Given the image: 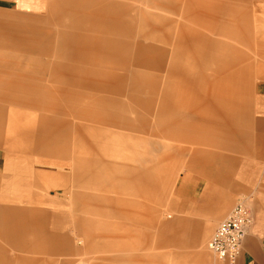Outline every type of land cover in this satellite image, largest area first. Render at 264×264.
<instances>
[{"label": "crops", "instance_id": "crops-1", "mask_svg": "<svg viewBox=\"0 0 264 264\" xmlns=\"http://www.w3.org/2000/svg\"><path fill=\"white\" fill-rule=\"evenodd\" d=\"M38 1L25 3L30 9L31 6L42 8L32 14L0 9V118L4 123L9 119L17 120L19 113L12 110L13 106L33 110L29 120H17L18 132L3 135V148L11 154L0 175V219L10 222L4 232L11 239L20 238L27 231L34 230L35 235L46 231L45 225L36 226L37 219L58 220L64 216L56 210L58 208L48 210L42 207L44 205L67 204L72 215L78 218L75 202L92 198L102 201L101 197H89V193L70 186L73 179L67 172L76 171L77 161L66 148H59L68 138L57 132L72 127V118L111 127L105 129L107 131L99 130L100 135L118 133L122 128L147 132L150 121L153 125L150 132H153L158 124L165 123L166 128L173 117L186 116V107L211 106L213 100L221 105L229 96L222 95L223 91H229L223 86L228 83L226 76L214 80L190 66L192 60L195 63L202 57L197 43L199 33L188 31L180 21L149 9L183 16L182 0ZM19 2L22 4L21 0ZM165 45L172 48L168 50ZM182 59L187 61L181 62ZM138 67L149 68L150 72L144 73ZM12 77L20 80L16 82ZM73 87L82 90H71ZM255 87L259 100L255 114L250 117L248 132L242 138L243 153L234 167L218 171V176L209 172L197 176L195 196L189 194L192 187L186 185L185 194L189 195L181 202L180 220L187 222L188 227L181 229V235L198 239L180 243L192 249L189 253L199 262L200 255L206 254L202 251L206 245L199 239L205 232L199 233V229L220 223L237 201L245 197L254 222L245 235L237 264H264V79ZM145 88L150 92L147 96L143 92ZM54 91L63 93L66 102L61 104ZM123 96H127L128 101ZM79 100L84 105L79 106ZM172 106L182 108L181 112L170 114ZM129 108L135 116L129 114ZM141 108L146 110V115L138 111ZM193 117L201 118L198 112ZM73 127L81 134L91 128L84 122ZM92 127L98 128L97 125ZM162 132L169 133L164 128ZM87 139L94 145L90 137ZM89 161L113 169L120 166L133 173L131 176L144 174L142 178L149 185L147 164L143 166L140 162L139 168L133 164L118 166L99 156ZM13 163L19 166L16 173L10 171ZM37 164L60 166L63 171L41 170L36 168ZM17 182L35 188L33 194L36 195L20 196L6 189L5 186ZM53 186L60 188L63 195L45 198L39 195L41 189ZM66 194H69L68 200L62 199ZM10 203L19 204L14 207ZM53 234L55 249L49 247L41 251L69 253L72 241L69 235ZM39 245L28 243L25 246L30 250L31 246L36 249Z\"/></svg>", "mask_w": 264, "mask_h": 264}, {"label": "rangeland", "instance_id": "rangeland-1", "mask_svg": "<svg viewBox=\"0 0 264 264\" xmlns=\"http://www.w3.org/2000/svg\"><path fill=\"white\" fill-rule=\"evenodd\" d=\"M19 1L0 0V9L8 11L16 9L27 14L42 11L40 6L34 9L31 6L30 9L25 4L28 0H21L22 4ZM182 2L185 5L183 16L149 9L155 14L180 21L188 31L199 33L197 43L200 51L202 50V57L195 63L192 60L190 66L205 76L214 77V80H221L226 76L228 83L223 86L229 91H223L222 95H229L228 101L224 98L226 102L221 105V102L213 100L211 106L207 104L198 108L186 107V116L173 117L171 122H167L169 125L166 128L165 123L158 124L155 126L156 131L153 132H150L153 127L150 121L147 132L128 131L122 128L118 133L107 132L100 135L99 130L107 131L105 129L111 127L103 123L72 118L73 126L84 122L89 123L91 128L85 134L79 133L73 126L61 128L57 132L68 138L67 143H61L59 148H66L70 156L73 155L72 158L77 161L74 173L66 171L73 179L69 184L74 190L89 193V197L94 195L103 199L96 201L92 198L75 202V211L80 218L72 215L67 204L42 206L48 210L58 208L56 210L63 212L64 216L58 220L54 218L53 221L51 218L47 221L35 218L36 226L46 227V231L38 235L32 230L24 232L20 238H8L4 231L10 222L0 219V264L223 263L208 248V241L219 222L212 224L211 228L202 226L198 231L205 232V236L199 239L206 245L202 248L206 254L200 255V262L189 253L193 251L192 249L180 243L181 240L198 239L181 235L183 234L181 229L188 227L187 222L180 220L181 202L186 195H196L197 176L201 177L203 172L218 176V171L234 167L243 153L242 138L248 132L252 120L250 117L255 114V106L259 100L255 86L264 79V0H182ZM165 46L168 50L172 48V45ZM186 61L182 59L181 62ZM138 69L144 73L150 72L146 67ZM12 79L16 82L20 80L19 77ZM77 89L82 90L71 88ZM143 92L146 96L150 94L148 88ZM53 93L58 96L61 104L66 102L67 97L63 93L55 91ZM123 98L128 101L127 96ZM78 104L84 105L81 100ZM170 109V114L182 110L176 106ZM12 110L19 113L16 119L20 122L29 120L33 111L27 107L17 106H13ZM138 111L144 115L147 113L142 108ZM20 112L25 115L22 116ZM128 112L135 116V112L130 108ZM195 112L199 113L200 120L193 117ZM17 120L9 119L4 123L0 118V175L4 173L6 158L11 154L3 148V135H14L19 131L20 125ZM92 125H97L98 128H93ZM163 128L169 133L164 134ZM89 137L94 145L89 143L87 139ZM98 156L118 166L133 164L139 168L141 163L143 166L147 164L149 185L142 178L143 172L141 176L134 174V179L131 176L133 173H129L127 169L122 170L120 166L113 169L112 166L107 167L98 162L90 164L89 159L92 161ZM12 166L10 171L16 173L19 166L15 163ZM36 168L63 171L60 166L48 164H37ZM199 181L202 182V179ZM186 185L192 187L188 190L189 194H185ZM5 187L13 190L12 193L16 195H36L33 194L35 188L20 185L19 182ZM38 193L43 198L63 195V191L55 186L41 189ZM65 196L62 199L68 200L69 194ZM10 204L15 207V204L19 203ZM16 222L20 223L19 220ZM53 232L69 235L72 240L69 253L41 251L49 247L55 249L56 238ZM28 243L40 245L36 247L37 250L32 246L28 250L25 246Z\"/></svg>", "mask_w": 264, "mask_h": 264}, {"label": "built area", "instance_id": "built-area-1", "mask_svg": "<svg viewBox=\"0 0 264 264\" xmlns=\"http://www.w3.org/2000/svg\"><path fill=\"white\" fill-rule=\"evenodd\" d=\"M254 222L246 198H240L223 219L208 241V248L219 261L237 264L245 235Z\"/></svg>", "mask_w": 264, "mask_h": 264}]
</instances>
